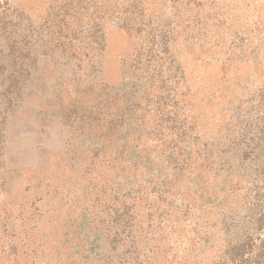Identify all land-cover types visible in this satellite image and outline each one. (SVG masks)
<instances>
[{
	"label": "rangeland",
	"instance_id": "rangeland-1",
	"mask_svg": "<svg viewBox=\"0 0 264 264\" xmlns=\"http://www.w3.org/2000/svg\"><path fill=\"white\" fill-rule=\"evenodd\" d=\"M0 264H264V0H0Z\"/></svg>",
	"mask_w": 264,
	"mask_h": 264
}]
</instances>
